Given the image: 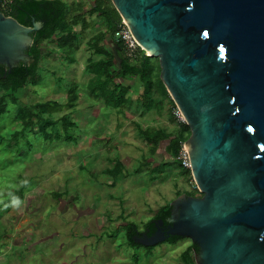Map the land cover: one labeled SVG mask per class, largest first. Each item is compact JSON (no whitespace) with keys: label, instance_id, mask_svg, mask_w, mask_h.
Masks as SVG:
<instances>
[{"label":"water","instance_id":"water-1","mask_svg":"<svg viewBox=\"0 0 264 264\" xmlns=\"http://www.w3.org/2000/svg\"><path fill=\"white\" fill-rule=\"evenodd\" d=\"M138 44L157 57L191 128L201 195L182 194L144 246L187 237L197 264H264V0H112ZM44 22L0 10V64H31ZM160 226V227H161Z\"/></svg>","mask_w":264,"mask_h":264},{"label":"rangeland","instance_id":"rangeland-1","mask_svg":"<svg viewBox=\"0 0 264 264\" xmlns=\"http://www.w3.org/2000/svg\"><path fill=\"white\" fill-rule=\"evenodd\" d=\"M85 39L81 40L83 46L86 44ZM59 51L61 56L56 63L41 60L36 75L40 77V82L33 85L28 81V86L19 92L20 100L28 105L27 113L37 102L56 100L66 103V94L71 90L91 94L93 86L90 89L86 80L92 77L90 70L79 69L75 79L71 78L68 70L70 56L78 55L76 58L79 62L73 66L76 67L86 58L84 52L73 53L64 48ZM92 59L96 60L97 57ZM154 61H157L156 58ZM101 85L105 83L101 82ZM161 96L162 90L158 89L157 95L148 99L157 114L166 111ZM117 97H110L109 102H117ZM129 104L128 100L123 101V105L128 107ZM68 108L66 103L62 109L56 112L49 110L43 115L46 119L57 120L62 114L69 113L67 118L77 122L87 119V116H71ZM144 111L149 113L147 108ZM18 112L19 105L10 100L7 111L0 118V264H184L181 254L192 243L187 237L175 243L164 242L149 253L145 247L129 245L126 229L122 225L109 223L105 228L98 227L102 223L99 217H110L113 211L109 210H115V206L103 202L110 193H114L120 201L116 205L117 211L124 212L126 222L136 223L140 230H144L153 219L151 210L156 207L154 196H149L143 186L154 193L150 178L151 175H158V172L134 178L132 168L127 167L118 186L109 188L104 183L109 175L102 174V166H93L87 161L90 150L75 147L80 140L76 135L87 137L93 134L99 137L104 134L109 127L107 116L90 117L88 119L95 120L94 125L78 128V134H72L69 127L66 134L61 119L59 124L52 123L41 131L42 124L35 120V125L25 130L17 118ZM39 118L42 120V117ZM143 119L140 117L137 121L142 123ZM155 130L151 128L150 132ZM46 132H54L52 140L45 138ZM57 132H60L62 138L56 137ZM65 135L70 136V140ZM106 138L107 152L102 158L108 160L110 151L112 158L122 160L126 151L132 150L129 145L119 146L124 141L120 134L109 132ZM95 144L98 146L95 149L97 151L104 143L102 140ZM96 153L97 156L101 154ZM158 170L161 172L162 168ZM126 175L130 179L123 184L122 179ZM124 189H129V192L126 193ZM184 190L189 194L201 195L190 184H184ZM13 193L19 197L13 201L7 200ZM128 193L135 195L132 198H135L137 205L126 204L130 199ZM164 201L167 200H159L160 203ZM90 210H93V216ZM128 212L134 214L127 215Z\"/></svg>","mask_w":264,"mask_h":264},{"label":"crops","instance_id":"crops-1","mask_svg":"<svg viewBox=\"0 0 264 264\" xmlns=\"http://www.w3.org/2000/svg\"><path fill=\"white\" fill-rule=\"evenodd\" d=\"M63 1L67 4V20L72 24L75 32H77L80 36L77 45L70 51L73 53L84 52V55L86 56V58L81 60L80 64H77L76 67L73 66H75V62H79L76 58L78 55L70 56L69 62L71 64L68 70L71 78L75 79L77 75L76 72L79 69H84V71L90 70V73H92L91 70L96 64L100 65L102 69L108 68L112 72V76L103 78L102 80L94 78L93 73L91 74L92 77L86 78L88 81L87 85L90 89L93 86L90 92L91 94H88L89 92H73L72 90L68 91L66 94V103L69 107L68 109L71 111V116H87V119H82L80 122L71 119L72 122H74L70 126L72 134H78V128L80 127L83 128L92 126L91 124L94 125L95 120L88 119L90 117L100 118L102 115L103 117L107 116V118H109V127L105 132H103L104 134L99 135V137L93 136V134L90 136L88 135L87 137L86 135H76L78 140L80 137V140L77 141L75 147L77 149L90 150V153L86 157L87 161L91 162L93 166H102V174L104 176L107 174L109 175L107 180L104 179V183H106L109 188L114 189L118 186L119 179L123 177L127 167L132 168V175L134 174V178L137 176L142 177V175L145 176L153 172L155 175L156 172H158V175H151L152 177L150 178V185L153 186L154 193H152L145 185L143 186L149 196H154V204L156 207L151 210L152 217L154 218L161 207L173 202L182 194H189L184 190V184H190V186L194 188L192 182L194 179L186 173L187 168L183 166L180 159H176L168 151V145L171 138H166L159 142L155 139L159 129L165 130L166 136H170L172 138L178 135L182 124L174 116L175 107L173 108L169 99H165L167 102L162 99V102L164 101L166 104V111L164 114L155 113L148 100L151 98L146 93V83L144 79L140 76H119L123 65L122 57L125 56V52L124 49H121L118 46V42L115 39V33L110 31L108 24H106V20L98 11H95L98 3L103 0ZM100 21H102V26L98 27ZM98 36H103L104 38L100 45L96 46L94 45V41ZM82 39L86 40V44L84 46L81 44ZM41 48L43 60L53 61L56 63V60H58L59 56H61L59 51L60 48L57 46L55 39L42 41ZM93 57H97V59L93 60ZM101 60H104V62ZM52 73L55 74V71H52ZM96 79H98V81H96ZM95 82L98 83L94 84ZM101 82L105 83V85L102 86ZM27 86L28 84L25 88ZM116 95L118 96L117 102L114 101V103H110V97L115 98ZM73 98H75L74 102L71 101ZM124 100H128V102H130L128 107L123 105ZM48 101L55 102L56 100ZM66 103L59 102L58 107L53 106L49 109L56 112L59 108L62 109L65 107ZM153 106L155 107L156 105ZM146 108L149 110V113L144 111ZM127 110L129 111V114ZM65 115L67 116L69 113ZM65 115L62 114V117ZM140 117L144 118V122L140 123L137 121ZM61 126L64 130L63 124H61ZM74 128L77 129V132ZM151 128H156V130L150 132ZM109 132L121 135V139L124 141H122V145H119L120 147L128 145L132 147V150L126 151V156L122 158V160H115L112 158L110 151L108 154V160L106 158H102L103 154L107 152V145H105V142ZM102 140L104 144L99 146V150L96 151L95 149L98 146L95 142H100ZM96 152H100L101 154L97 156ZM114 160L115 162H113ZM159 168H162L161 172L158 170ZM128 176L129 175H126V177L122 179L123 184L130 179ZM124 190L126 193L129 192V189ZM127 196L130 199L126 204L135 205L136 200L135 198H132L135 195H129L128 193ZM152 196L150 198H152ZM159 200L167 201L160 203ZM103 202L112 204L115 206V210H109L113 211L110 217L101 215V217H99V221L102 223H99L97 218L96 221L100 224L98 227L105 228L109 223H117L119 226L122 225L124 228L128 222H126L124 212L119 213L117 211L116 205L120 201H118L116 195L114 193H110L108 195V199H104ZM100 203L101 201H99V205ZM90 212L93 216V210H90ZM130 214L133 215L134 213H127V215Z\"/></svg>","mask_w":264,"mask_h":264},{"label":"trees","instance_id":"trees-1","mask_svg":"<svg viewBox=\"0 0 264 264\" xmlns=\"http://www.w3.org/2000/svg\"><path fill=\"white\" fill-rule=\"evenodd\" d=\"M95 11H98L100 15L106 20L111 32L115 33L119 29L120 25L122 24V17L115 6L112 5L111 0H103L102 2H99ZM66 14L67 4L63 0H14L10 10L6 12V15L15 17L21 24L26 26H32L33 18H36L38 21H43L44 24L43 27L35 33L34 43L29 49V54L34 59V62L31 64H25L24 62H21L12 68L11 71H9V68H7L5 65L0 64V118L1 115L7 111L8 103L10 100H12L15 104L19 105L17 118L21 120L25 130L30 126L35 125V120L42 124V127L40 128L41 131L52 123H55V125L59 124L61 119V124H63L65 133L67 134L69 131V127L74 122L67 118L66 115L59 120H53L51 118L46 119L43 115L50 110V107H58L59 102H37L31 106L32 108L30 113H27L28 105H24L18 95L22 88H25L28 81H31V84L33 85H37L40 82V77H37L36 75L39 71L40 62L43 60L41 48L42 41L47 39H55L57 46L59 48L66 49V51L73 49L77 45L80 36L77 32H75L72 24L67 20ZM103 38V36L96 37L94 45H100ZM118 46L123 49V45L119 42ZM155 58L157 61H154ZM101 61L104 62V60ZM122 63V70L119 73V76H140L146 83V93L149 97L157 95L158 89H161V97H163V100L169 99L173 105V108L177 107L174 100L171 98L163 80L161 79V66L157 57L146 55L144 52H141L135 59H130L126 56H123ZM91 72L93 73L94 78L98 79H101L102 76L105 78L112 76L110 69H102L98 64L94 66ZM31 77H33V79H31ZM71 101L74 102L75 98H73ZM20 103L22 104L20 105ZM33 109L36 112H34ZM39 116L42 117V120L39 118ZM181 124L182 125L180 126L177 136L173 138L166 136V131L159 129L155 138L157 142L166 138H171L168 145V151L176 159H179L183 142H186L192 133L190 126L186 122ZM15 134H18V132H15ZM53 137L54 132H46L45 138L52 140ZM56 137L58 139L62 138L60 132H57ZM65 137L67 140H70L71 138L68 135H65ZM186 173L190 177H193L191 169L187 168ZM191 195L195 194L191 193ZM18 197L19 195L13 193L7 198V200L13 201ZM171 210V203L161 207L154 218L147 223L146 227H153V220L158 219H164L165 223L168 224L167 219L171 215ZM125 229L130 246L135 248L145 247L149 253L155 248V245L144 246L136 242L134 236L138 234V231H140V228L136 223L128 222L125 226ZM182 238L183 237L180 236H174L165 242L175 243ZM198 250L199 246L192 242L182 252V262L184 264H197L195 260V252Z\"/></svg>","mask_w":264,"mask_h":264},{"label":"built area","instance_id":"built-area-1","mask_svg":"<svg viewBox=\"0 0 264 264\" xmlns=\"http://www.w3.org/2000/svg\"><path fill=\"white\" fill-rule=\"evenodd\" d=\"M13 2L14 0H0V10L6 14V12L10 10ZM115 39L117 42L123 45L125 56L130 59H135L141 52H144V54L146 55H150L138 44L123 19L119 29L115 32ZM174 116L180 123L186 122L183 113L178 107H175ZM179 159L182 161L184 167L191 169L189 149L186 142H183L182 148L180 150ZM192 182L194 188L199 191L195 181L192 180Z\"/></svg>","mask_w":264,"mask_h":264},{"label":"flooded vegetation","instance_id":"flooded-vegetation-1","mask_svg":"<svg viewBox=\"0 0 264 264\" xmlns=\"http://www.w3.org/2000/svg\"><path fill=\"white\" fill-rule=\"evenodd\" d=\"M154 221V223H153V227H146L144 230H140V231H138V233H139V235H153V234H155V233H157V231L159 230V229H161V228H163L161 225H160V223H159V221L158 220H153ZM166 223H165V226H164V228H166ZM161 226V227H160ZM162 243H164V242H161V243H159V245L160 244H162ZM156 246H158V244L157 245H155V247Z\"/></svg>","mask_w":264,"mask_h":264}]
</instances>
